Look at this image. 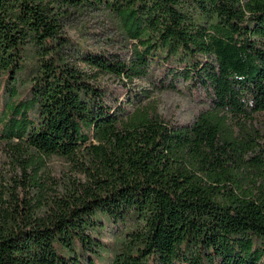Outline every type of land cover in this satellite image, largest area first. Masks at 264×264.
Listing matches in <instances>:
<instances>
[{"label": "trees", "instance_id": "trees-1", "mask_svg": "<svg viewBox=\"0 0 264 264\" xmlns=\"http://www.w3.org/2000/svg\"><path fill=\"white\" fill-rule=\"evenodd\" d=\"M93 11L118 18L132 63L79 44L93 71L68 58L66 25ZM152 63L203 94L190 123L111 104L97 82ZM23 67L0 91V148L21 172L0 179V264H264V0H0V70ZM44 156L67 163L60 193L34 168ZM130 210L113 243L87 225Z\"/></svg>", "mask_w": 264, "mask_h": 264}, {"label": "rangeland", "instance_id": "rangeland-1", "mask_svg": "<svg viewBox=\"0 0 264 264\" xmlns=\"http://www.w3.org/2000/svg\"><path fill=\"white\" fill-rule=\"evenodd\" d=\"M127 20L132 21V16ZM119 28L118 18L105 11L82 12L75 15L64 29V34L73 40L68 50V58L72 56V62L83 70L89 73L93 71L78 60L79 44L85 49L107 53L110 58L118 57L132 63L136 56L135 43L128 44L119 36ZM178 69V66L156 68L152 63L141 77L128 80L124 76L99 74L97 82L105 89L108 102L111 104L127 106L130 112L148 105V108L155 110L167 123L182 125L190 123L195 115L204 109L206 102L203 94L192 90L191 82L177 75ZM26 78L25 67L16 72L14 79L9 78L7 70H0V91L19 83V79ZM3 98V93L0 92V102ZM35 167L39 170L40 181L48 194L62 191L67 173L65 160L55 156H44L42 160L35 161ZM20 174L15 156L10 151L0 148V179L6 180L4 183L10 182L11 177ZM90 219L87 225L91 232L107 243H113L115 235L130 231L140 220L133 210L117 218L94 213ZM54 247L61 255L68 253L67 248L58 242H54ZM110 260L111 255L106 254L98 264H109Z\"/></svg>", "mask_w": 264, "mask_h": 264}]
</instances>
